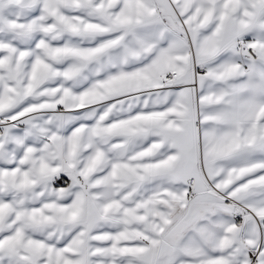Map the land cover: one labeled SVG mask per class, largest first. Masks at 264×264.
Here are the masks:
<instances>
[{
	"label": "snow or ice",
	"instance_id": "snow-or-ice-1",
	"mask_svg": "<svg viewBox=\"0 0 264 264\" xmlns=\"http://www.w3.org/2000/svg\"><path fill=\"white\" fill-rule=\"evenodd\" d=\"M0 264H264V0H0Z\"/></svg>",
	"mask_w": 264,
	"mask_h": 264
}]
</instances>
